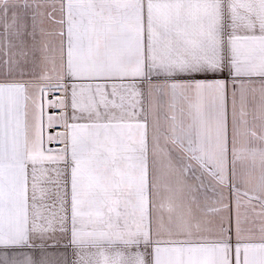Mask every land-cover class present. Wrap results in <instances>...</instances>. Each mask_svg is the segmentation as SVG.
<instances>
[{"label":"snow or ice","instance_id":"obj_1","mask_svg":"<svg viewBox=\"0 0 264 264\" xmlns=\"http://www.w3.org/2000/svg\"><path fill=\"white\" fill-rule=\"evenodd\" d=\"M0 264H264V0H0Z\"/></svg>","mask_w":264,"mask_h":264}]
</instances>
